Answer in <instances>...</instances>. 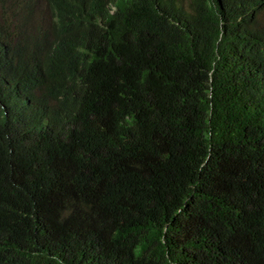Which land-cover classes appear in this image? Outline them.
<instances>
[{"label":"trees","instance_id":"16d2710c","mask_svg":"<svg viewBox=\"0 0 264 264\" xmlns=\"http://www.w3.org/2000/svg\"><path fill=\"white\" fill-rule=\"evenodd\" d=\"M44 1L0 0V264H264V0Z\"/></svg>","mask_w":264,"mask_h":264},{"label":"rangeland","instance_id":"374dc122","mask_svg":"<svg viewBox=\"0 0 264 264\" xmlns=\"http://www.w3.org/2000/svg\"><path fill=\"white\" fill-rule=\"evenodd\" d=\"M45 5H48V1H44ZM19 8V5H16V7L12 10L15 11ZM8 7H4L2 4H0V16L4 15L7 12H12ZM51 21V15L49 16H37L36 19L32 22V25L37 26L41 29L42 32H46L49 29V22Z\"/></svg>","mask_w":264,"mask_h":264},{"label":"clouds","instance_id":"9594fccd","mask_svg":"<svg viewBox=\"0 0 264 264\" xmlns=\"http://www.w3.org/2000/svg\"><path fill=\"white\" fill-rule=\"evenodd\" d=\"M43 8H44V10L47 9L46 7H41L42 10H43Z\"/></svg>","mask_w":264,"mask_h":264}]
</instances>
